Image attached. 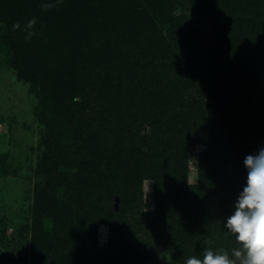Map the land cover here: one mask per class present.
<instances>
[{
  "label": "trees",
  "instance_id": "16d2710c",
  "mask_svg": "<svg viewBox=\"0 0 264 264\" xmlns=\"http://www.w3.org/2000/svg\"><path fill=\"white\" fill-rule=\"evenodd\" d=\"M44 2L54 0H0V16L10 25L36 18V35L22 36L31 82H40L42 61L43 99L53 93L54 113L66 110L77 123L71 146L62 148L53 122H45L31 264H81L101 223L110 235L98 264H150L163 252L185 264L191 256L202 259L206 247L231 257L239 245L224 223L241 193L232 179L247 169L240 166L246 156L264 148V95L250 85L264 62V0H63L48 11ZM188 5L191 16L207 14L208 30L179 10ZM149 53L167 54L161 58L171 65L162 78L152 79L141 60ZM123 78L128 87L112 95ZM85 81L111 99L97 120L79 119L78 109L73 116ZM148 123L153 131L142 135ZM197 142L207 149L199 155L198 183L189 185ZM58 162L76 173H59ZM147 180L155 185L153 212L142 210Z\"/></svg>",
  "mask_w": 264,
  "mask_h": 264
},
{
  "label": "rangeland",
  "instance_id": "374dc122",
  "mask_svg": "<svg viewBox=\"0 0 264 264\" xmlns=\"http://www.w3.org/2000/svg\"><path fill=\"white\" fill-rule=\"evenodd\" d=\"M188 7L189 5L183 6L179 10L184 11L185 15L194 19L197 26L208 30L207 14L203 12L191 16ZM25 13L27 14V10ZM12 25L3 16H0V264H31L33 259L30 242L32 237L31 208L35 185L39 182L36 170L45 152L43 141L47 133L45 122H53L55 132L59 134L56 140L61 143L62 148L71 146V130L77 123L69 120L71 117H69L70 115L66 110H64L62 116L54 113V108L51 106L55 98L53 93L49 98L43 99L41 87L46 83V77L44 76L46 70L43 69H47V66H44L46 64L42 61L37 70L40 75L38 74L36 78L40 82L37 85L31 82V70L27 68V60H25L27 45H24L22 40V36H25V34L21 35V31H14ZM41 36L44 38L43 35ZM39 40L42 42L41 37ZM44 44H39L40 50H44ZM161 57H167V54L163 56L158 53H149L145 58H141V60H145L144 63L147 64L152 79L156 74L158 78H162L160 74L165 69L167 70V66L171 65L166 58L163 60ZM254 73V81L250 85L255 86L256 90L258 89L259 93L264 95V62L257 66ZM200 74L202 75V73ZM164 76L169 78L166 80L170 83H175V78L170 76L169 73ZM126 82H129V79L127 81L126 78H123L121 84L124 87L121 90L111 91V94L114 95L119 91H124L128 87ZM94 84L93 81L83 82L81 89L75 94V102L73 101V116H76L77 111L80 110L81 115L78 118L84 121L97 120L103 109L112 108L108 103L111 100L109 93H105L101 88H96ZM211 86H214V84H210L209 87ZM170 87L173 88L172 84H170ZM125 92L127 97L130 98L131 92ZM251 96L253 95L251 94ZM43 100L48 101V106L41 108L40 103ZM128 106L129 100L123 104L125 109ZM134 108L136 109V106ZM125 112L129 113L128 110H125ZM126 118L128 117L126 116ZM138 126L140 125L138 124ZM152 131L149 123L144 124L142 135L152 133ZM208 131L209 129L205 128L203 133L206 134ZM195 148L196 156L188 164L190 171L189 185L198 183L199 155L207 149L205 144L199 142L196 143ZM56 165L59 169L58 172L62 174L67 172L73 174L77 171L75 166L69 164L63 165L58 162ZM240 166L246 169L243 162ZM231 167L229 165L228 168L231 170L233 169ZM247 172V169L244 173L239 172L238 176L232 179L241 192L247 184ZM218 190L222 192L220 187ZM58 197L66 199L67 196L59 192ZM115 198L118 201V197ZM143 201L142 210L144 212L155 210V185L152 180H147L144 183ZM45 224L48 225L49 222L45 221ZM97 232L95 241L88 240L89 245L92 247L91 253L85 256L80 262L81 264H98L96 254L99 250L107 248L110 235L109 225L101 223ZM45 262L43 261L40 264H45ZM48 264H55V261L49 260ZM150 264L175 263L169 253L163 252Z\"/></svg>",
  "mask_w": 264,
  "mask_h": 264
},
{
  "label": "clouds",
  "instance_id": "9594fccd",
  "mask_svg": "<svg viewBox=\"0 0 264 264\" xmlns=\"http://www.w3.org/2000/svg\"><path fill=\"white\" fill-rule=\"evenodd\" d=\"M63 0L44 2L41 8L48 11L58 7ZM36 18L21 26L17 21L12 25L14 31L22 30L25 40H31ZM248 170L247 184L237 198L233 214L227 218L224 227L235 237L238 248L228 251H213L206 247L202 259L191 256L185 264H264V148L256 155H248L244 160ZM206 245L209 241L204 242Z\"/></svg>",
  "mask_w": 264,
  "mask_h": 264
}]
</instances>
